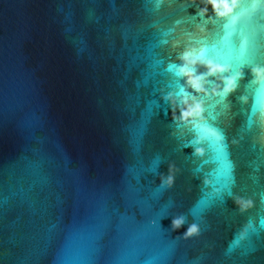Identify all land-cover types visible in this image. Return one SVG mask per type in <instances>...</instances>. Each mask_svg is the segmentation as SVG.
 <instances>
[{"label": "water", "instance_id": "water-1", "mask_svg": "<svg viewBox=\"0 0 264 264\" xmlns=\"http://www.w3.org/2000/svg\"><path fill=\"white\" fill-rule=\"evenodd\" d=\"M0 264H264V0H0Z\"/></svg>", "mask_w": 264, "mask_h": 264}]
</instances>
